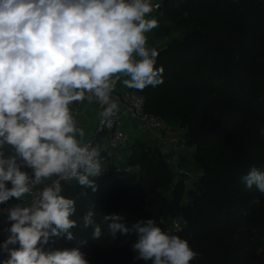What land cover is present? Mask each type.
Listing matches in <instances>:
<instances>
[{"label":"clouds","instance_id":"1","mask_svg":"<svg viewBox=\"0 0 264 264\" xmlns=\"http://www.w3.org/2000/svg\"><path fill=\"white\" fill-rule=\"evenodd\" d=\"M158 7L152 0H0V204L18 201L0 209L12 222L0 244L8 254L3 264H90L79 248L45 252L39 246L53 237L75 239L76 202L61 194V181L96 191L93 178L102 174L101 152L85 142L72 106L99 104L101 123L111 128L119 112L116 81L125 77L122 84L136 90L164 82L159 53L147 47L146 35L157 27L149 17ZM242 182L264 194V172L255 167ZM40 185L38 198L26 203ZM94 217L89 210L83 226L98 240L102 228ZM102 220L113 237L135 234L139 260L190 264L198 256L188 240L154 219L131 227L117 214Z\"/></svg>","mask_w":264,"mask_h":264},{"label":"trees","instance_id":"2","mask_svg":"<svg viewBox=\"0 0 264 264\" xmlns=\"http://www.w3.org/2000/svg\"><path fill=\"white\" fill-rule=\"evenodd\" d=\"M162 13L185 34L155 48L164 82L138 91L146 98L147 111L181 128L186 144L195 147L203 170L198 189L190 192L189 203H182V184L174 187L172 198L163 193L173 183V171L155 142L136 141L130 147L127 165L141 167L138 177L118 172L113 155L93 146L106 163L94 178L96 191L76 181L61 193L76 202L71 217L77 221L71 230L75 239L53 237L39 246L45 252L79 248L90 264H121L122 253L130 255L128 264H152L136 258L134 233L111 236L103 216L120 215L128 227L154 219L164 230L162 220L183 215L188 226L174 235L189 244L225 234L247 241L221 245L210 261L195 258L190 264H264V194L242 182L253 167L264 172V0H164ZM162 27L169 30L167 24ZM5 151L8 155L12 150L9 146ZM89 210L102 228L98 240L92 239V227L83 226Z\"/></svg>","mask_w":264,"mask_h":264},{"label":"built area","instance_id":"3","mask_svg":"<svg viewBox=\"0 0 264 264\" xmlns=\"http://www.w3.org/2000/svg\"><path fill=\"white\" fill-rule=\"evenodd\" d=\"M164 0H152L154 5H159L158 8H154L153 12L150 14L149 18H154L156 15L162 13V6ZM125 77H121L120 80L116 81L114 92L112 93V98L119 105V112L113 117L112 127L109 128L105 124L101 123V117L99 118L96 134L94 141L98 139L99 136L103 137L105 141V146L103 149L113 155L117 160L126 159L128 161L129 156L131 155L130 147L133 144L132 137L130 132L126 128L125 117L134 122L133 130L139 133H147L152 137L153 142L158 144L161 147L172 144L175 148V152L171 154L169 159H174L176 162L181 151H185L188 148L186 141L183 137L181 128L173 124L168 123L160 115L154 114L147 111L146 108V98L145 96L136 89L127 88L122 84V80ZM87 101L83 104H74L73 114L76 117L80 112V107L87 105ZM97 104V103H95ZM100 108V105L97 104ZM100 110H102L100 108ZM87 143L93 144V140H89ZM125 150H128V154L124 156ZM195 150V149H194ZM118 172L131 173L135 168L132 165H127L120 167L118 163ZM48 181L47 183H50ZM70 182L61 181L62 188ZM34 198H38V194L34 195L30 203ZM164 224V222L162 220ZM12 222L7 220L6 215L0 214V244L7 239L9 233L5 231L6 228H9ZM167 225V224H166ZM169 233L177 234L183 232L188 226V220L185 217L174 218L168 225ZM9 248H14V245H9ZM8 258V254L0 251V264H3V261Z\"/></svg>","mask_w":264,"mask_h":264},{"label":"rangeland","instance_id":"4","mask_svg":"<svg viewBox=\"0 0 264 264\" xmlns=\"http://www.w3.org/2000/svg\"><path fill=\"white\" fill-rule=\"evenodd\" d=\"M167 15L164 13H160L159 15H156L154 19L157 21V27L153 28L150 32L146 33L147 35V47L148 48H160L162 46L167 45L169 42H171L175 38H182L185 34L184 31L179 30L177 28H169V30L165 31L163 30L162 24H167L169 21L173 22L172 20H167ZM174 23V22H173ZM174 27V26H173ZM259 98L263 99V93L258 95ZM184 133L182 129H180ZM96 134V131H95ZM94 136L90 139L93 140L92 146H98L102 148L105 146V141L103 140L102 136H99V140L96 139L94 141ZM150 145H153V141H148ZM194 149L195 147L188 146V148L185 151H181L179 153L177 162L174 159L168 158L169 166L171 167L173 171V183L172 185L163 191V193L169 197H173V191L174 187L177 184H182L183 186V195H182V203H189L191 202V196L190 192L195 191L198 189L199 180L202 175V168L198 166L195 157H194ZM103 163V162H102ZM126 166V161L120 162V167ZM106 163H103L102 172L105 170ZM135 168L131 171V173H125L122 172V174H134L137 177L142 173V169L139 166H134ZM94 179V178H93ZM71 182H76L75 180ZM47 183V182H46ZM44 185L37 186V189H35L32 196L25 197V202L28 203L31 198L38 194V191L40 188H42ZM18 203V201L14 200L9 206H12L14 204ZM7 206V207H9ZM177 217H183V215L179 216H170L165 218L163 220L166 222L167 225L164 226V230L166 232H169V224L170 222ZM164 224V223H163ZM247 244L246 239L239 240V236L237 234L231 235V234H225V235H216V237L211 238L210 240H207L203 242L202 244H190L191 248L198 253L197 258H206L207 261H210L213 256L214 252L222 245L226 247L235 246V245H244ZM250 250L249 247H245V251L248 252ZM261 253L262 250H259ZM196 258V259H197ZM131 261V257L128 253H122L120 263L121 264H128Z\"/></svg>","mask_w":264,"mask_h":264},{"label":"crops","instance_id":"5","mask_svg":"<svg viewBox=\"0 0 264 264\" xmlns=\"http://www.w3.org/2000/svg\"><path fill=\"white\" fill-rule=\"evenodd\" d=\"M100 108L97 104H87L80 107L79 114L75 117L78 121L79 126L83 127L86 133L85 136V142L87 143L95 134L97 124L99 121V112ZM125 123L126 128L130 132L132 137V142L135 143L136 141H142V142H148L153 141L150 134L147 133H139L133 130L134 122H131L125 117ZM103 149V147L101 148ZM130 151V150H129ZM195 151V150H194ZM128 150H125L124 156H126L128 153ZM124 160H117L116 158L112 159V162L118 165L120 162L125 161ZM127 164V163H126ZM106 169V167H105ZM35 192V191H34Z\"/></svg>","mask_w":264,"mask_h":264},{"label":"water","instance_id":"6","mask_svg":"<svg viewBox=\"0 0 264 264\" xmlns=\"http://www.w3.org/2000/svg\"><path fill=\"white\" fill-rule=\"evenodd\" d=\"M173 26H174L173 22L169 21L167 23V27L171 28ZM160 152L165 159H168L171 156V154L175 152V148L173 147L172 144H168V145L161 147Z\"/></svg>","mask_w":264,"mask_h":264}]
</instances>
